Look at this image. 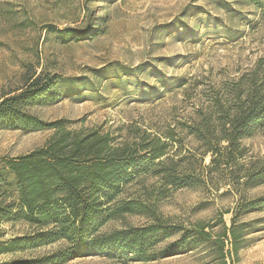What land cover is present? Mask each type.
Instances as JSON below:
<instances>
[{
  "label": "rangeland",
  "instance_id": "rangeland-1",
  "mask_svg": "<svg viewBox=\"0 0 264 264\" xmlns=\"http://www.w3.org/2000/svg\"><path fill=\"white\" fill-rule=\"evenodd\" d=\"M65 28H77L85 36L63 39L57 30ZM43 68L66 81L54 88L56 99L29 107L30 114L46 123L62 122L70 131L107 134L113 146L135 147L157 138L169 142L171 135L175 161L183 159L184 168L207 174L211 155L203 156L193 129L217 128L221 113L233 114L242 102L238 97L246 98L254 88L264 92V2L0 0V96L22 88L27 73ZM55 132L0 129V168L4 161L44 148ZM240 152L232 169L243 174L264 165V122L240 141ZM4 178L6 191L17 199L14 175L6 171ZM214 178L176 189L164 184L156 166L147 164L118 198L135 201L138 213L108 221L99 232L144 227L156 220L192 230L201 222L216 225L213 242L223 225L231 228L240 201L264 196V184L229 187L233 179ZM238 224L243 241L234 264H264V208L241 216ZM39 232L23 220L3 221L0 264L44 259L65 245L31 246L27 238ZM213 244L147 262L113 253L66 264H223L213 261Z\"/></svg>",
  "mask_w": 264,
  "mask_h": 264
},
{
  "label": "trees",
  "instance_id": "trees-1",
  "mask_svg": "<svg viewBox=\"0 0 264 264\" xmlns=\"http://www.w3.org/2000/svg\"><path fill=\"white\" fill-rule=\"evenodd\" d=\"M57 33L63 39L85 36L77 28H65ZM65 81L44 68L40 73L33 70L27 73L22 88L0 96V129L56 130L44 148L4 161V168H0V224L16 218L36 227L40 232L27 238L31 246L65 242L53 255L24 264H66L75 259L113 253H125L132 255L135 261L147 262L183 255L201 244L210 243H214L211 248L213 261L234 264V256L243 241L238 220L263 209L264 196L240 201L232 212L231 228L223 225L221 219L223 228L213 242L216 225L201 222L192 230L168 226L157 220L144 227L110 233H100L99 228L108 221L138 213L140 207L135 201L118 198L125 184L145 171L147 164L156 166L164 184L176 189L196 187L208 179L213 181L217 174L233 179L229 187H235L236 183L243 187L264 184V165H255L243 174L231 168L242 155L240 141L264 122V92L254 88L246 98L238 97L242 102L233 114L221 113L217 128L193 129L192 134L201 145L203 156L211 155V165L205 167L207 174H204L184 168L183 159L175 161L173 156L176 154H171L173 146L169 144L174 141L171 135L169 142L157 138L148 144L133 145L135 147L113 146L107 134L94 130L70 131L62 122L46 123L28 112L31 106L56 99L53 90ZM156 161L158 163L154 164ZM6 171L14 175L17 199L6 191ZM144 209L145 213H152L150 209ZM207 229L211 232H206ZM177 234L180 235L178 238L155 251L158 244Z\"/></svg>",
  "mask_w": 264,
  "mask_h": 264
}]
</instances>
